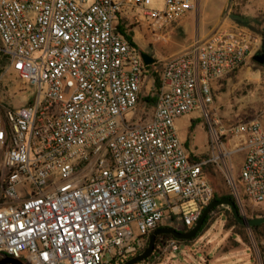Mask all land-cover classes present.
Listing matches in <instances>:
<instances>
[{"label": "built area", "instance_id": "1", "mask_svg": "<svg viewBox=\"0 0 264 264\" xmlns=\"http://www.w3.org/2000/svg\"><path fill=\"white\" fill-rule=\"evenodd\" d=\"M151 1L0 0V55L30 89L18 108L0 98V257L122 264L154 230L191 229L213 197L205 166L230 172L239 153L238 185L229 181L234 201L242 215L264 204V127L223 126L209 110L215 86L246 64L259 38L221 26L147 65L118 23L164 29L197 0H159L160 9ZM150 81L156 101L142 117ZM195 111L207 123L210 157L201 161L175 128ZM176 242L163 246L176 251Z\"/></svg>", "mask_w": 264, "mask_h": 264}, {"label": "rangeland", "instance_id": "2", "mask_svg": "<svg viewBox=\"0 0 264 264\" xmlns=\"http://www.w3.org/2000/svg\"><path fill=\"white\" fill-rule=\"evenodd\" d=\"M221 4V0H200L193 11L164 29L151 30L146 23L138 22H124V25L133 34L134 42L139 50L155 61H162L181 52L193 38L206 37L221 26L238 25L248 28L259 38L260 44L239 71L225 77L215 86L213 101L209 107L210 117L218 120L223 126L258 120L264 127V65L253 60V56L264 49V0H229L225 7L219 9ZM150 7L160 9L162 2L152 0ZM220 10L221 15L215 22V13ZM234 17L245 20L248 24L240 25ZM5 67V59L0 55V75L2 74L0 98L7 107L24 106L30 98V89L16 75L6 71ZM151 88V81L143 87L139 107V114L142 117H146L152 110L153 104L144 100L155 98ZM206 124L198 111L175 121L180 140L184 144L188 140L186 149L191 158L206 160L210 157L207 151ZM192 125L193 129L190 130ZM227 149H229L228 145ZM241 160L240 153L232 156L230 172H227L221 164H214L215 167L212 168L214 176L204 169L205 177L213 192L216 190V183L219 186L218 192L231 194L229 181L233 178L237 183ZM155 202L158 208H164L166 205L163 197H157ZM254 210L256 214L264 215V204L254 207ZM226 211H229L226 206L215 208L206 218L204 230L199 235L197 233L190 240H177L176 251L159 245L158 253L142 264H263L264 240L256 241L249 228L246 230L226 228ZM23 263L28 264L26 261Z\"/></svg>", "mask_w": 264, "mask_h": 264}, {"label": "water", "instance_id": "3", "mask_svg": "<svg viewBox=\"0 0 264 264\" xmlns=\"http://www.w3.org/2000/svg\"><path fill=\"white\" fill-rule=\"evenodd\" d=\"M142 59L144 63L147 65L154 62V59L146 53H142ZM253 60H255L257 63L261 65H264V49L261 53H257L256 55H254ZM219 206H226L229 209L236 223L240 226L251 228L264 224V217L247 218L240 213L233 199L229 197H222L220 199L210 201L202 210L195 225L187 232H180L172 227H160L154 230L149 236L147 247L143 250V252L134 257H131L122 264H139L146 261L153 254L155 250L156 239L160 235H171L174 239L181 241L190 240L194 238L196 234L199 232L200 228L202 227L207 216L211 213L213 209ZM0 264H24V263L20 259L6 256L0 259Z\"/></svg>", "mask_w": 264, "mask_h": 264}, {"label": "trees", "instance_id": "4", "mask_svg": "<svg viewBox=\"0 0 264 264\" xmlns=\"http://www.w3.org/2000/svg\"><path fill=\"white\" fill-rule=\"evenodd\" d=\"M234 19H235V20L237 21V23L240 24V25H247V24H248V22L245 21V20H241V19H238V18H235V17H234ZM117 29H118L119 32H121V33L126 37V39H127L131 44L137 46L136 43L134 42L133 34L130 33V32L128 31V29L125 27L124 22H120V23H118V25H117ZM137 47H138V46H137ZM141 53H142V52H141ZM1 57H3V56L1 55ZM3 58H4V57H3ZM4 59H5V58H4ZM5 62H6V61H5ZM157 87H158V80H157V77L155 76V88H157ZM144 100H145L147 103H149V104H154L155 101H156V98H146V99H144ZM192 129H193V125L190 127V130H192ZM187 145H188V140L185 141V146H187ZM193 159H195V160H197V161H201V159L198 160V158H193ZM214 167H215L214 164L209 163V164H207V165L205 166L204 169H207L208 173H209L211 176H214V173H213V170H212V168H214ZM215 187H216V190H215V192H213V197H212L211 201H212V200H216V199H220V198H222V197H229V198H231V199L234 200L232 194L227 195V194H223V193H221V192H218L217 189L219 188V186L216 185V183H215ZM214 210H215V209H213L212 211H214ZM226 214H227V222H226V225H225L226 228H238V229H242V230H246V229H247L246 227H243V226L238 225V224L236 223V221L234 220L233 216L231 215V213H230L229 211H226ZM208 216H209V215H208ZM208 216H207V217H208ZM245 216H246L247 218L264 217L263 214H256V213H255V210H254V207H250V206L246 207ZM205 222H206V220L204 221V223H203L202 227L200 228V230H199V232H198L197 235H199V234L204 230ZM249 230H250L251 233L253 234V237L255 238L256 241L264 240V224H261V225L255 226V227H251V228H249ZM180 231H181V232H187L188 229L183 228V229H181ZM171 239H174L171 235H160V236H158L157 239H156V243H155V250L158 249V246H159V245H163L165 241H167V240H171ZM174 240H176V239H174ZM243 240H244V238H243ZM178 241H180V240H178ZM147 244H148V242L146 243L145 247H144V248H143L138 254H140V253L143 252V250L147 247ZM138 254H137V255H138ZM152 257H153V254H152V255H151L146 261H144V262L149 261ZM1 258H3V257H0V259H1ZM263 264H264V263H263Z\"/></svg>", "mask_w": 264, "mask_h": 264}, {"label": "crops", "instance_id": "5", "mask_svg": "<svg viewBox=\"0 0 264 264\" xmlns=\"http://www.w3.org/2000/svg\"><path fill=\"white\" fill-rule=\"evenodd\" d=\"M228 1H229V0H221V3H222V4H221V6L219 7V9L225 7L226 4L228 3ZM199 3H200V0H197V1H196V6H198ZM220 15H221V10L218 11V13H217V12L215 13V17H216V21H215V22H217V20H218V18L220 17Z\"/></svg>", "mask_w": 264, "mask_h": 264}]
</instances>
